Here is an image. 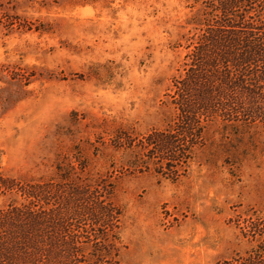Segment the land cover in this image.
Instances as JSON below:
<instances>
[{"label":"rangeland","instance_id":"obj_1","mask_svg":"<svg viewBox=\"0 0 264 264\" xmlns=\"http://www.w3.org/2000/svg\"><path fill=\"white\" fill-rule=\"evenodd\" d=\"M222 1L0 0V264H264V120L234 104L174 168L141 149L203 29L264 32Z\"/></svg>","mask_w":264,"mask_h":264},{"label":"trees","instance_id":"obj_2","mask_svg":"<svg viewBox=\"0 0 264 264\" xmlns=\"http://www.w3.org/2000/svg\"><path fill=\"white\" fill-rule=\"evenodd\" d=\"M232 4L233 0L222 1V12H229ZM251 25L225 22L220 27L228 29H203L190 54L191 62L184 78L181 76L182 79L174 84L173 94L167 95L166 105L175 113L172 125L175 128L171 126L165 132H153L141 141V149L149 152L148 158H152L150 154H157L159 159L168 161L169 168H174L171 163L177 159H180L179 163L191 159L192 148L203 140L204 124L214 116L229 119L228 111L230 116L237 117V105L249 106L255 114L248 115L250 118L264 120V107H259L264 95V32ZM255 104L259 111L256 110L258 107L254 108ZM175 167L179 168L180 164ZM12 213L15 216H11L10 225L20 222V229L29 232L23 223L29 214L25 211L27 217H24L20 208H12L8 214ZM104 214L110 218L106 211ZM29 225L31 230L38 226L34 222ZM24 235L29 242L27 245L39 248L38 235L32 234V238Z\"/></svg>","mask_w":264,"mask_h":264}]
</instances>
